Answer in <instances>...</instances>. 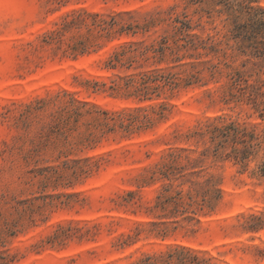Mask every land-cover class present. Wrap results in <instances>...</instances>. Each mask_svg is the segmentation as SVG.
<instances>
[{"label":"rangeland","instance_id":"374dc122","mask_svg":"<svg viewBox=\"0 0 264 264\" xmlns=\"http://www.w3.org/2000/svg\"><path fill=\"white\" fill-rule=\"evenodd\" d=\"M176 2L0 0V248L14 255L11 264H133L171 245L218 264H264V226L245 228L250 213L264 223V176H250L254 162L244 173L232 161L220 164L222 198L194 233L157 235L148 210L160 186L149 175L167 151L194 147L187 134L198 121L220 115L258 122L257 113L226 107L218 92L211 99L205 90L219 85L211 81L160 98L174 104L162 119L128 132L108 130L104 122L151 103L110 94L102 85L112 76L106 60L114 46L132 37L95 40L73 28L63 36L66 52L43 40L74 10L130 11L142 20ZM187 11L200 20L198 33L224 30L223 15L209 17L197 5ZM86 37L101 46L72 52L68 44ZM72 98L85 102L79 115ZM73 163L88 170L75 175Z\"/></svg>","mask_w":264,"mask_h":264},{"label":"trees","instance_id":"16d2710c","mask_svg":"<svg viewBox=\"0 0 264 264\" xmlns=\"http://www.w3.org/2000/svg\"><path fill=\"white\" fill-rule=\"evenodd\" d=\"M190 5H197L209 17L223 15L224 30L198 33L196 29L201 23L190 17L187 11ZM179 6L181 10L176 11ZM157 26L162 29L152 36L151 30ZM73 28L94 33L95 40L132 37L114 46L106 60L112 76L109 83L102 85L110 94L151 103L123 112L125 115L112 124L104 122L108 130L117 126L128 132L162 119L174 104L158 101L160 98L167 99L182 88L207 86L211 81L219 85L205 90L207 96L214 99V93L218 92L219 101L226 107L240 110L250 107L260 119L249 122L220 115L207 117L187 134L193 148L179 147L164 154L148 177L149 181L160 182L153 203L148 206L154 217L151 226L157 235L164 237L178 229L194 233L202 217L215 211L223 192L222 173L218 171L221 163L232 161L239 166L237 171L244 173L254 162L250 176H264V7L260 0H180L142 20L130 11L74 10L65 14L59 26L43 40L53 45L55 52H66L68 49L62 47L63 36ZM137 35L140 37L133 38ZM93 44L101 46L89 37L68 46L76 54ZM71 101L79 115L80 101L75 98ZM72 166L75 175L88 170L83 165L76 167V163ZM247 217L251 222L245 225L246 229L264 226L261 214L250 213ZM3 242L0 236V245L4 246ZM14 258L7 249L0 248V264H11ZM133 264L218 263L189 247L171 245L166 251L146 254Z\"/></svg>","mask_w":264,"mask_h":264}]
</instances>
